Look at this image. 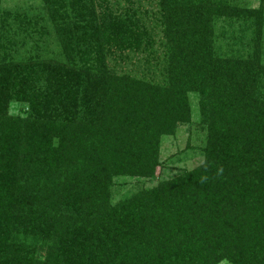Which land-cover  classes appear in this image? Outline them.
<instances>
[{
	"label": "trees",
	"instance_id": "16d2710c",
	"mask_svg": "<svg viewBox=\"0 0 264 264\" xmlns=\"http://www.w3.org/2000/svg\"><path fill=\"white\" fill-rule=\"evenodd\" d=\"M43 2L61 51L23 57L41 17L0 0V264H264L261 31L225 56L214 27L242 13L231 0ZM129 52L161 75L119 71ZM189 91L205 161L112 204L114 176L156 175L161 136L191 121Z\"/></svg>",
	"mask_w": 264,
	"mask_h": 264
},
{
	"label": "rangeland",
	"instance_id": "374dc122",
	"mask_svg": "<svg viewBox=\"0 0 264 264\" xmlns=\"http://www.w3.org/2000/svg\"><path fill=\"white\" fill-rule=\"evenodd\" d=\"M263 1L231 0L232 4L242 13L239 16L233 15L215 22L216 48L221 54L225 56L233 55L234 57L247 55L252 50V38L257 30L261 31L264 38V10H259L262 8ZM143 3L140 13L145 18L144 25L149 30L156 31L152 29V26H155V17L153 18L151 13L145 14L147 8L150 12L157 10L156 7H152L155 3L147 4L146 1H143ZM2 8L12 13H19L21 16L26 17V20L41 17L35 32L34 30L31 31L30 34L32 35L21 33L26 38V42L24 44L20 43L21 45L18 47L20 56L24 57L40 50H44L48 55L60 53L61 49L54 34L53 23L44 8L43 0H2ZM258 10L262 12L259 13ZM261 13H263L262 18L260 17ZM41 29L43 31H40ZM30 37L40 38L42 42L37 46L35 45L37 39ZM156 63L157 61L154 58L142 52L135 55L129 52L123 58L119 57L115 66L119 71L122 70V72L125 71L131 75H139L140 77L148 75L156 78L161 75L159 70H156ZM187 99L191 110V121L179 123L173 134L161 136V164L156 170V175L152 178L131 175L114 176L113 185L111 186L112 204H117L145 188L154 187L163 180L172 179L185 170L193 169L205 161L206 155L203 150L205 134L197 125L201 115L200 94L197 91H189ZM27 109L28 106L22 102L14 101L10 104V112L14 115L25 116ZM220 264L229 263L223 261Z\"/></svg>",
	"mask_w": 264,
	"mask_h": 264
}]
</instances>
